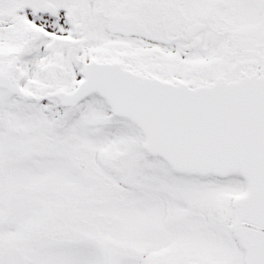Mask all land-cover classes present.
Instances as JSON below:
<instances>
[{
  "label": "snow or ice",
  "instance_id": "1",
  "mask_svg": "<svg viewBox=\"0 0 264 264\" xmlns=\"http://www.w3.org/2000/svg\"><path fill=\"white\" fill-rule=\"evenodd\" d=\"M0 264H264V0H0Z\"/></svg>",
  "mask_w": 264,
  "mask_h": 264
}]
</instances>
